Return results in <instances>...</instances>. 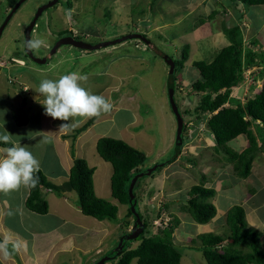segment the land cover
Returning <instances> with one entry per match:
<instances>
[{"label": "rangeland", "instance_id": "rangeland-1", "mask_svg": "<svg viewBox=\"0 0 264 264\" xmlns=\"http://www.w3.org/2000/svg\"><path fill=\"white\" fill-rule=\"evenodd\" d=\"M18 1L0 0V28ZM48 1L28 0L24 3L13 16L0 39V63L3 64L0 66V134H4L7 131L12 135V138L25 140L30 145L28 150L33 153L39 163L42 162L43 153L50 147L47 145L49 142H45L40 138L30 141L32 132L22 129L26 128L25 126L28 124L18 126L14 119V116L18 119L25 118L29 123L27 114L29 113L31 122L36 121L38 112L44 110L42 105L31 103L29 97H27L31 92V85H34L33 78L40 84L45 78L56 80L61 75L72 72H77L81 75L84 73L88 75L87 72H96L99 73V76L95 77V81H91L88 78L87 83L83 86H92L93 88L90 90L93 94L103 95L108 99L105 94H102L103 89H101L106 88L107 84L101 82L106 81L107 77L103 73L106 70L105 67L111 63L113 72L120 70L122 82L116 92L112 90L114 92L112 94L113 99L110 101L114 107V104H118L121 96H123V98H126V108L130 109L127 108L126 111L112 109L110 122L100 119L97 127L93 129L91 137L107 135L111 138L123 140L144 152L147 156V161L145 163L146 166H143L142 170L168 160L175 152L177 121L167 98V81L169 78L167 65L148 49L144 43L137 39L128 40L115 44L116 46L102 48L97 51L81 50L64 45L52 56L53 58L49 62V64L51 63L50 65L34 63L28 56H25V33L38 9L48 3ZM69 2H71L70 7ZM213 12H217V14H214L213 19L206 20L204 26L200 27L199 22ZM223 25H225V29L237 25L241 30L242 36H244L245 47H249L259 54L264 51V7H248L236 0H60L58 6L49 8L43 13L33 30L32 39L39 38L45 41V46L33 51L34 55L41 59L52 50L57 40L62 39L67 34L96 45L138 33L145 34L153 44L175 61V101L184 120L183 146L177 160L179 163L174 161L167 164L157 170L154 176L143 179L140 184V186L142 185L141 189L136 190V194L141 197L143 195L148 197V191H151L150 187L157 188L162 182L170 190L179 186L182 188H180L181 191L179 189L174 190L172 192L174 195H170L171 197H166V199H163L162 196L160 197V194L156 191L154 200L151 201L149 198H145L146 205H144V209L143 203H141L140 207L145 215L149 217L146 218L143 215L144 219L151 223L149 228L146 229L144 237H149L152 233L155 235L157 232L155 221L160 216H163V213L166 219L180 218L176 209L179 208V204L184 202L181 198L187 193L186 190L189 191L186 185L199 183L203 175L209 174L212 176L216 166L224 167L221 158L223 159L226 154L223 148L217 145L216 139L207 125L209 114L203 112L201 108L197 111L196 108L203 103L204 96L192 91L193 83L199 79V72L191 66L195 61L212 62L221 49L231 43L225 34V30H223ZM114 47L118 49L125 48L122 49L120 55ZM186 51L189 55L187 61L184 59ZM92 54H95V62L88 60V57ZM129 54L139 55L138 63L132 64L131 59H127L123 68V63L109 62L116 55H118V59H124L131 57ZM16 58H24L28 65L21 67L14 64L13 59ZM5 64L6 66H4ZM133 65H135L134 74L132 68H130ZM42 69L45 74L39 76L40 72L36 73V71ZM258 72L259 70L251 74L247 85H244V80H241V85L238 89L232 91L231 97H236L241 102L246 103L252 95L257 93L258 88L262 85L264 76L263 71L261 73ZM28 74H31L33 78L27 77ZM257 74H260L262 79L250 82L252 77ZM17 75L25 76L26 83L30 84V92L28 94L24 93L28 98L27 100L23 98L22 101L19 98L13 100L16 97L15 93L23 88L19 86L21 85L19 82H17L18 85L9 82ZM117 84L119 83L117 82ZM182 89L183 91H181ZM23 91L25 92L26 88H23ZM128 97H132L133 103L127 100ZM134 118L139 125L123 129L130 122H134ZM88 121H81L79 126L72 130L83 127ZM58 122L62 123L61 121ZM174 125L175 131L173 133ZM257 127H259L255 129L257 136L262 141L264 138V125L261 124ZM253 128L255 127L253 126ZM73 135L74 132L71 133L70 137ZM171 138L172 140L174 138V143ZM73 140L72 138V142ZM206 140L211 142H206ZM84 144L85 148L81 153L84 152L85 156H90L92 153L96 155L97 170L94 176L96 190L100 198L113 203L114 199L111 195L110 186L113 168L111 164L98 155L97 145L93 144L92 140H87ZM239 144H243V138L241 137L229 142L227 146L233 147V150L237 151ZM201 147L210 151L208 157L211 159L208 161L205 160L207 155L202 153L201 156L204 160L202 159L201 162L200 154L198 153V149ZM47 155L49 156L50 153L47 152ZM92 160L91 162H93ZM207 166L210 171L206 169ZM186 169H189V171L184 173ZM167 171L169 173L178 171V173L183 174V177H180L177 181L171 178L165 180L163 175ZM184 174H191V180L186 179ZM234 177L245 183L241 178ZM248 182L250 183V179ZM183 188L186 190L183 191ZM19 191L18 189L16 192L12 191L7 194L0 193V201L4 198L11 199L13 201V210L19 209L21 206L20 200L22 201L23 197L21 191ZM233 196H236V194H233ZM162 200H165L164 203ZM211 200L217 208V216L213 219L214 228L212 229H215V232H218L219 235L226 236L230 233L226 225V216L221 213L218 214V208L226 204V198L222 195L215 203L213 199ZM116 205H119V203ZM119 207H121L119 209L121 212L118 213L117 222L105 221V227L110 225L112 229H115L111 235L104 237L101 243L104 253L108 251L110 246L112 247L107 254L109 252L113 253L120 239L129 234L124 227L127 220L125 217L126 208L120 205ZM261 213L263 215L258 216L257 212H255V217L261 219L257 220V223L261 226L255 229L263 233V237L259 238V240L264 249V224L262 223L264 211ZM149 214L154 215L151 218ZM250 216L251 213L248 215L247 221H249ZM132 218L130 217V221ZM152 219L155 220L153 221ZM179 226L177 225L172 230V240L175 244L180 245L176 247L182 254L181 264H208L203 253L198 249L200 246V241L197 240L198 236H194L191 239L192 243L188 241L189 234L194 233L195 229L184 224H182V227ZM249 227L254 228L250 223ZM139 238L129 243V247L132 249L137 248L142 241ZM194 240L197 242L194 243ZM4 248L5 253L9 252V257L12 256L18 264L24 263L25 255L21 251L20 245L7 242ZM77 254L74 251L65 252L59 256L58 263L78 264ZM91 255H95V253ZM2 263L3 261L0 259V264ZM115 263L116 260L105 264ZM133 264H138L137 260Z\"/></svg>", "mask_w": 264, "mask_h": 264}, {"label": "trees", "instance_id": "trees-1", "mask_svg": "<svg viewBox=\"0 0 264 264\" xmlns=\"http://www.w3.org/2000/svg\"><path fill=\"white\" fill-rule=\"evenodd\" d=\"M236 1L248 7L264 6V0ZM68 4L70 7L71 2ZM214 14L217 12H213L202 19L199 25H204L206 20H212ZM225 28L223 25V30H225V34L231 43L222 48L212 62L195 61L193 63V67L198 70L200 77L193 83L192 89L198 94H205L203 103L198 110L201 108L203 112L210 115L207 119V125L213 133L217 145L222 147L226 154L224 160L230 164L235 176L246 180L252 173L255 153L259 148V136L255 134L252 127L259 128L257 127L259 126L257 125L258 121L264 125V80L262 90L253 98L248 99L245 104L232 99L230 96L232 91L239 86L245 69L259 66L263 68L262 71L264 72V51L259 54L249 47H245L244 36H242L237 25L228 29ZM144 36L146 37V35ZM25 56L27 57L26 53ZM188 57L186 51L184 59L187 60ZM228 102L231 106L224 107ZM14 119L18 126L28 124L25 118L18 119L14 116ZM93 120L95 119H91L83 127L74 130V135L70 138L75 139L77 135L92 124ZM241 135L247 137L249 147L242 153H237L231 150L227 144ZM0 146L7 148L12 145L0 143ZM97 153L113 167L112 197L120 204L128 206V218L133 217L128 203V185L135 175L144 170L142 168L146 166V154L123 140L110 137H103L98 140ZM73 157L74 163L70 170L69 180L63 185L58 186L49 182L40 169L37 173L39 177L37 186L28 188L27 209L39 215H46L49 212V204L44 197L45 190L55 193L57 196H62L68 191H74L79 198L77 206L85 216L93 217L98 221L117 222L118 206L96 195L94 186L96 168L91 167L85 159L75 158L74 152ZM141 186L138 188L139 190ZM215 194L214 188L206 187V178L203 176L200 182L193 185L187 192L181 210L191 215L197 224H208L217 216V208L211 202ZM141 216L144 221L145 232L139 238L142 240L140 245L134 249L127 245L115 264H131L134 259H137L138 264H181V251L172 240V230L179 224V221L172 219L167 227L156 226L155 235L144 237L146 229L151 223L147 219L145 221L142 214ZM128 224L125 223L126 226ZM226 225L230 230L226 236L206 233L197 237V240L200 241L198 249L203 253L207 263L264 264V249L259 240L263 237V233L249 227L243 206L235 205L228 211ZM193 242L196 243L197 241L194 240Z\"/></svg>", "mask_w": 264, "mask_h": 264}, {"label": "crops", "instance_id": "crops-1", "mask_svg": "<svg viewBox=\"0 0 264 264\" xmlns=\"http://www.w3.org/2000/svg\"><path fill=\"white\" fill-rule=\"evenodd\" d=\"M260 7H264V6H259V8ZM203 26L204 25H200V27ZM123 48L125 47L119 49L116 47L115 49H117L118 51L117 53L121 55ZM129 55H131V57H126L124 59H118V55H116V57L110 59L109 62L123 63L124 64L123 68L125 67V61L127 59H131L132 64L138 63L140 59L139 55L136 54L135 55L129 54ZM94 56L95 54L90 55L88 57V60H90L91 62H95ZM27 65L28 63H26L25 66ZM134 66L135 65H133V67H130L132 68V71L135 70ZM166 68L169 72V67L167 66ZM105 69H103L105 71L104 73L103 72L102 73L107 77V79L106 81L101 83L107 84V86L106 88H101L103 89L102 94H105L109 100H112L113 99L112 94L114 93L112 90L116 92L119 89V87L121 86L122 77L120 70L118 72L112 71L113 68L111 63L107 67H105ZM38 72H40L39 76H41V74H45V71L43 69L40 71H36V73ZM87 73H88L87 76L91 81H95V77L99 76V73L96 72H92V73L87 72ZM82 75H86V73ZM27 77L33 78L31 74H28ZM24 78L25 76L23 75H17L13 79L14 81H17L19 82V84H21L19 86L21 87L25 86L27 88V91L25 92L23 91V88L21 90H18L19 92L15 93L16 97H14L13 100H17V98H19L22 101V98L27 100L28 99L27 97H29L31 103L34 102L36 104H39L34 99V97L39 95L34 91V88H36L37 85H39V82L35 80V78H33L35 86L33 84L31 85V92H30V88H29L30 84L26 83V80ZM0 82H1V78H0ZM117 82L119 84H117ZM86 88L91 89L93 87L89 85ZM29 92L30 94L26 97V94L24 93L28 94ZM127 100L130 103H133L132 97H128ZM127 108H126V98H123V96H121L118 104L116 105L114 104L113 107V109L116 111L120 109L126 111ZM44 111L45 110H40L37 114L38 119L32 122H31L30 114L27 113L29 116V123L27 126H25L26 128H22V129H27L28 131L30 130L32 132L30 141H35L37 138H40L43 139V141H45L46 139L47 142H49V144L47 145H49L50 147L46 152L43 153L42 162H40V169L44 172L48 181L54 185L59 186L65 184L69 180L70 170L74 161L73 152L75 158L87 160L89 165L91 167H95L97 170V166L95 162L96 155L92 153L90 156H85V154H83L84 152L81 153V151L84 150L85 148L84 143L87 140H92L93 144L97 145V142L100 138L110 137L107 135H97L94 138L91 137V134L93 133V129L97 127V124H99L100 119L110 122V120L112 119L110 116V114H112V111L108 114H105L99 119L93 120L92 124L81 134L77 135V137L73 140V142H72V138H70V135L72 132H74V130L59 131L58 125L60 123L57 120H53L52 118L46 116L44 114ZM258 124H260V122H258ZM135 125H139V123H137L134 118V122H130L128 125L124 126L123 129L125 128L127 129L130 126H135ZM253 130L257 135L255 128H253ZM174 131H175V125H174L173 133ZM239 137L243 138V144L238 145L237 151L233 150V147L232 148L229 147V148H231V150L237 153H242L246 148L249 147V142L245 135H241ZM12 141L14 143L27 145V147L30 146L28 142H26L25 140L23 141L12 138ZM171 141L174 143V138L173 140L171 138ZM206 142H211V141L206 140ZM258 142H259V149L255 153V157L252 165V173L248 179L246 180L242 179L245 181V183H243L240 179H236L234 177L235 175L231 170L230 164L224 161L225 155L223 156V159L221 158V160H223L222 163L224 164V167L216 166L214 168V171L212 172V176L209 174L203 175L206 178V187L214 188L216 190V194L213 198L214 203L222 195L225 196L226 198V204L224 206L221 205L220 206L221 208L220 207L218 208V214L221 213L227 217V213L233 207V205L234 206L241 205L245 209L247 218L248 215L251 213L248 223H250L251 226L254 228L261 226L259 223H257L261 219H257L255 217L256 215L255 212H257L258 216H262L263 214L261 212L264 211V138L262 141L258 139ZM3 149L5 148L0 146V158H3L5 155ZM47 152L50 153L49 156L47 155ZM198 153L200 154L201 162L202 159L204 160V158L201 156L202 153H205L207 155L205 159L206 161L211 159L208 157L210 151L205 150L203 147L198 149ZM178 158L175 160V163L177 162ZM91 159H93L92 160L93 162H91ZM177 163H179V161ZM206 169L210 171L208 166L206 167ZM188 171L189 169H186V172L184 173H187ZM180 177L182 178L183 174L178 173V171H175L174 173H169V171H167V173L163 175V178L165 180L171 178L172 180L177 181L178 179H180ZM184 177L186 179H189L190 181L192 175L186 174ZM249 179L252 185H250V183L248 182ZM195 184L196 183L193 184L190 183L189 185L186 186L190 190V188ZM94 186H95V181H94ZM152 188L153 187H150L151 191H148L147 194L148 197H145L144 195L143 197H141L140 195H138L139 209L141 208L140 207L141 203H143V209H144V205H146L145 198H149L151 201L154 200L155 197L154 193H156V191H158L157 193L160 194V197L162 196L163 199H166V197L168 198L174 195L172 194L174 190L176 189L180 190V188L182 187L179 186L170 190L165 186V183L162 182L159 187L153 189ZM19 190L23 195L22 201L20 200L21 206L19 209L13 210V201L11 199L4 198L2 199L4 200L3 202H1L2 200L0 201V239L2 240L0 242V259L3 261L2 264H18L12 256L9 257L8 252L5 253L4 246L7 242H12L17 245H20V249L25 255L23 264H61V262L58 263L60 258L59 256H61L65 252H73V251L78 253L77 254L78 264H94L100 259H102L105 255H107L108 251H110L109 249L112 248L110 246L108 248V251L104 253V251L102 250L101 243L103 241V238L104 237L106 238L107 235H111L115 229H112L110 225H109L110 227L109 226L105 227L106 224L105 221H98L93 217L85 216L77 206L79 198L76 192L68 191L65 192L62 196H57L55 193L45 190L44 197L49 204V212L46 215H39L34 212H31L26 207V199L29 195V189L25 187H21ZM185 190L186 189H184L183 191ZM16 191L17 190H15V192ZM186 191L188 192V190ZM95 192L96 195L100 198V195L96 190V187H95ZM186 194L182 196L181 198L182 201L183 200L185 201ZM233 194H236V196H233ZM10 201L12 202L10 203ZM164 201L165 200H162L163 203ZM116 202L119 203L116 199H114L113 204L116 205L117 204ZM183 204L184 202L179 204V208L176 209L179 212V214L177 213V215H179L180 218L176 217L175 221L180 220L178 222L179 223L178 225H180L179 227H182V224H184L185 226H191V228L195 229L193 231L194 233L189 234L188 236V241L190 243H192L191 239L194 236L197 237L200 234H206V233L218 234V232H215V229H212L214 228L213 220L205 225L197 224L193 220L191 215L181 210V206ZM119 205L126 208V213H125V217L127 218L126 223L129 224L128 226L124 224V227L126 228L127 232L130 233L133 227V218L131 219V221H130V217L128 218V211H127L128 206L120 203ZM119 205L117 206L119 209H121ZM141 209H140L141 214L144 215L146 218H149L145 215L143 209L142 210ZM119 212L121 211L119 210ZM153 215L149 214L151 218L153 217ZM191 219L193 220V222ZM152 220L154 221L155 219ZM263 221L264 219H262V223L264 224ZM153 234L154 233H152V235ZM182 236L184 237V235ZM175 245L180 246L177 244ZM92 253H95V255L90 256V254ZM135 260L137 259H134L133 263Z\"/></svg>", "mask_w": 264, "mask_h": 264}, {"label": "clouds", "instance_id": "clouds-1", "mask_svg": "<svg viewBox=\"0 0 264 264\" xmlns=\"http://www.w3.org/2000/svg\"><path fill=\"white\" fill-rule=\"evenodd\" d=\"M42 46H45V41L39 38L32 39V36H31V40L27 41L26 44V47L30 51H37ZM13 60L15 64L19 66H25L26 63H28L27 61L24 60V58L23 59L16 58ZM49 62L47 64H49ZM2 65L3 64L0 63V66ZM4 66H6V64ZM191 66L193 67V64H191ZM175 70H176V64H175ZM257 70H259L258 73H261L262 71L260 70H263V68L259 66H253L243 71L242 80H244V85H247V82L249 81V77L254 71ZM257 75L259 76L258 78ZM257 75H254L250 82H256L257 79L261 78L260 74ZM263 80H264V76L262 79V85L258 88L257 93H259L262 90ZM87 81H88L87 75H81L77 72H72L69 74L61 75L56 80L43 79L40 82L39 86L34 88V91L39 94L38 96L34 97V99L37 103L42 105V107L45 110L44 114L52 118L53 120L62 122L58 125L59 131L72 130L78 127L81 121L99 119L105 114H108L112 111L113 104L109 99H106L105 96L103 95L93 94L90 89L83 86L84 84L87 83ZM10 82H12V84L17 83V81L14 80H11ZM174 84H175V77H174ZM240 85L241 83L239 84V86ZM239 86H237L235 89H238ZM181 91H183V89ZM257 93L252 95V97L250 98H253ZM200 95L205 96V94L203 93H201ZM174 98H175V87H174ZM232 99L239 100L236 97ZM241 103L245 104V102H241ZM199 106L200 105L196 107L197 111ZM230 106H231L230 102L224 105V107H230ZM258 122L257 125L260 126L261 122L260 124H258ZM45 142H47L46 139ZM0 143L12 145L11 147H7L3 149L5 155L3 158H0V193L7 194L12 191L18 190L21 187L35 188L39 181V177L37 173L40 171V163L33 155V153L28 150L27 145L14 143L12 141V135L7 131H5L4 134H0Z\"/></svg>", "mask_w": 264, "mask_h": 264}, {"label": "water", "instance_id": "water-1", "mask_svg": "<svg viewBox=\"0 0 264 264\" xmlns=\"http://www.w3.org/2000/svg\"><path fill=\"white\" fill-rule=\"evenodd\" d=\"M28 0H19L14 8L9 12L8 16L6 17L3 25L0 28V39L3 35L4 30L12 20L13 16L16 14V12L21 8V6L26 3ZM59 0H53L50 3H47L43 5L41 8L38 9L37 13L35 14V17L27 27L26 33H25V43L27 44V41L31 40L32 32L33 29L36 25V22L38 19L41 17V15L49 8L54 7ZM137 39L141 42H143L155 55L160 57L165 64L169 67V78H168V100L169 104L171 107V110L173 111L176 121H177V129H176V143H175V152L174 155L171 156L168 160L156 164L152 167H149L147 169H144L141 173L135 175L129 185H128V203L130 206L131 213L133 214V227L132 231L123 236L120 241L118 246L115 248L113 253H109L105 255L102 259H100L98 262L94 264H105L109 261H114L117 260L120 255L123 253L124 249L127 247V245L133 241H136L142 234L145 232V227H144V221L141 216V212L139 209V204H138V197L136 194V190L140 187V184L143 179H147L151 177L157 170L160 168L164 167L167 164H170L174 162L178 156L181 154L182 146H183V139H182V134H183V129H184V120L182 118V115L179 111V108L176 104L175 98H174V72H175V62L173 59H171L167 54L162 52L155 44H153L147 37H145L143 34H132L129 36H125L113 41L109 42H104L100 44H91L87 43L82 40H77L73 37H65L64 39H61L54 47L53 49L45 56L44 58H37L33 51L28 50V48L25 46L26 49V55L29 57L30 60H32L34 63L39 64V65H45L47 64L53 55L57 52V50L63 46V45H69L72 47H75L77 49L81 50H89V51H97L101 50L102 48H108L110 46H113L118 43H122L128 40H133ZM25 44V45H26Z\"/></svg>", "mask_w": 264, "mask_h": 264}, {"label": "built area", "instance_id": "built-area-1", "mask_svg": "<svg viewBox=\"0 0 264 264\" xmlns=\"http://www.w3.org/2000/svg\"><path fill=\"white\" fill-rule=\"evenodd\" d=\"M171 218H167L166 219V216H165V214L163 213V216H160L159 218H158V220L157 221H155V224L157 225V226H165V227H167V226H169L170 225V222H171ZM162 221V222H161ZM160 222H161V224H160Z\"/></svg>", "mask_w": 264, "mask_h": 264}, {"label": "flooded vegetation", "instance_id": "flooded-vegetation-1", "mask_svg": "<svg viewBox=\"0 0 264 264\" xmlns=\"http://www.w3.org/2000/svg\"><path fill=\"white\" fill-rule=\"evenodd\" d=\"M52 1H53V0H49L48 3L52 2ZM59 1H60V0H59ZM59 1H58V3H57L58 5H59ZM46 4H47V3H46ZM57 4H56L55 6H58ZM55 6H54V7H55ZM42 15H43V14H42ZM42 15H41V16H42ZM34 17H35V16H34ZM34 17H33V18H34ZM32 20H33V19H32ZM38 20H39V19H38ZM69 36H70V37H73V35H70V34H67V36H65V37H69ZM65 37H62V39H64ZM75 39L84 41V39H78L77 37H75ZM60 40H61V39L57 40V41L54 43V45H56V43L59 42Z\"/></svg>", "mask_w": 264, "mask_h": 264}, {"label": "bare ground", "instance_id": "bare-ground-1", "mask_svg": "<svg viewBox=\"0 0 264 264\" xmlns=\"http://www.w3.org/2000/svg\"><path fill=\"white\" fill-rule=\"evenodd\" d=\"M20 19V18H19ZM27 261V260H26Z\"/></svg>", "mask_w": 264, "mask_h": 264}]
</instances>
